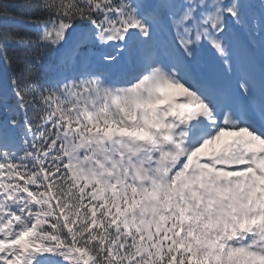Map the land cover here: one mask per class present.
<instances>
[{
    "label": "snow or ice",
    "instance_id": "obj_1",
    "mask_svg": "<svg viewBox=\"0 0 264 264\" xmlns=\"http://www.w3.org/2000/svg\"><path fill=\"white\" fill-rule=\"evenodd\" d=\"M0 264H264V0H0Z\"/></svg>",
    "mask_w": 264,
    "mask_h": 264
},
{
    "label": "rangeland",
    "instance_id": "obj_2",
    "mask_svg": "<svg viewBox=\"0 0 264 264\" xmlns=\"http://www.w3.org/2000/svg\"><path fill=\"white\" fill-rule=\"evenodd\" d=\"M173 91H176V90H173Z\"/></svg>",
    "mask_w": 264,
    "mask_h": 264
}]
</instances>
